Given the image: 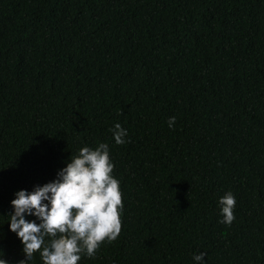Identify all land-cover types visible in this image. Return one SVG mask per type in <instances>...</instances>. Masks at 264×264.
Instances as JSON below:
<instances>
[{"label":"trees","instance_id":"16d2710c","mask_svg":"<svg viewBox=\"0 0 264 264\" xmlns=\"http://www.w3.org/2000/svg\"><path fill=\"white\" fill-rule=\"evenodd\" d=\"M100 143L121 232L78 264H264V0H0V258L14 193Z\"/></svg>","mask_w":264,"mask_h":264},{"label":"clouds","instance_id":"9594fccd","mask_svg":"<svg viewBox=\"0 0 264 264\" xmlns=\"http://www.w3.org/2000/svg\"><path fill=\"white\" fill-rule=\"evenodd\" d=\"M175 122L170 117L168 126L172 128ZM109 131L117 145L127 142V130L119 123ZM113 169L106 143L95 149L85 146L57 172L56 179L31 192L14 193L7 223L20 240L24 256L16 264H30L37 252L42 264H78L82 255L94 258L102 243L115 241L121 232L123 204ZM219 204L220 222L230 226L235 220L236 198L226 192ZM28 216L36 219L28 220ZM205 255L193 254L195 264H204ZM0 264L8 261L0 258Z\"/></svg>","mask_w":264,"mask_h":264}]
</instances>
